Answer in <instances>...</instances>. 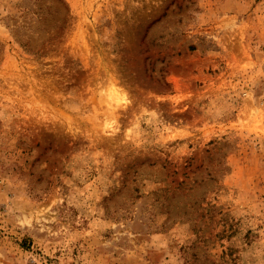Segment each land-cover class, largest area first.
Wrapping results in <instances>:
<instances>
[{
  "label": "rangeland",
  "instance_id": "374dc122",
  "mask_svg": "<svg viewBox=\"0 0 264 264\" xmlns=\"http://www.w3.org/2000/svg\"><path fill=\"white\" fill-rule=\"evenodd\" d=\"M0 264H264V0H0Z\"/></svg>",
  "mask_w": 264,
  "mask_h": 264
}]
</instances>
